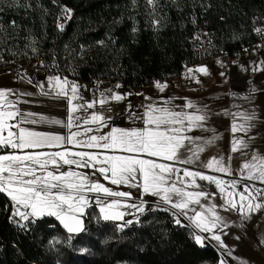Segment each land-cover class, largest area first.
<instances>
[{
	"label": "trees",
	"instance_id": "1",
	"mask_svg": "<svg viewBox=\"0 0 264 264\" xmlns=\"http://www.w3.org/2000/svg\"><path fill=\"white\" fill-rule=\"evenodd\" d=\"M145 5L157 16L149 19L138 12L134 0H40L33 8H3L0 23L26 39L41 40L50 55L40 60L55 74L67 77L73 63L79 80L109 83L122 74L137 91L180 79L186 67L213 57L239 56L263 40L254 29H264V0H154ZM61 6L72 10L62 31ZM200 33L210 41L205 52L192 41ZM80 53V62L70 60ZM55 57L61 63L67 57L64 73ZM10 62L16 60L3 52L0 64ZM12 210L0 194V264H219L221 259L214 247L196 244L193 229L177 225L169 211L148 212L120 231L116 223L102 221L95 208L88 213V228L71 235L53 218L27 231L18 228L10 222Z\"/></svg>",
	"mask_w": 264,
	"mask_h": 264
},
{
	"label": "snow or ice",
	"instance_id": "2",
	"mask_svg": "<svg viewBox=\"0 0 264 264\" xmlns=\"http://www.w3.org/2000/svg\"><path fill=\"white\" fill-rule=\"evenodd\" d=\"M149 4H153L154 0H148ZM66 19H71V9L64 8ZM14 23V22H13ZM158 23V22H157ZM62 31L64 25H59ZM254 31L264 36V29L256 28ZM100 43H103L101 41ZM35 50V49H34ZM264 63V62H262ZM255 70V69H254ZM197 72L207 74L206 67L196 69ZM189 73H193V69H188ZM223 75V73H221ZM195 79V75L192 76ZM49 83L55 89V96H63L68 98L71 106L70 112L75 114L81 110L87 112L97 105L104 108L110 101H121L129 94L112 93L105 97L101 93L100 98L92 99L85 103L72 104L74 100H83L78 95V86L69 82L67 77L63 80L59 76L49 77ZM31 83V80L28 81ZM199 83V80L196 81ZM43 90V86H40ZM117 88L122 85H117ZM155 87L163 91L167 85L157 81ZM48 95V92H44ZM9 92L0 90V100L7 101ZM170 103V102H166ZM9 109L5 110L4 104L0 103V146L10 147L19 152L0 155V194L6 195L12 204V212L10 214V222L16 224L19 228L29 230L31 225L37 223V220L52 216L59 220L69 233L80 232L83 230V221L81 217L85 214V210L90 206L89 200L85 192L104 193L108 197H126L130 198V192L112 191L110 188L92 180L86 173H78L71 170V166L89 167L96 169L106 180H110L113 185L127 184L129 187H137L143 194L158 196L170 208L161 209L164 211H173L175 223L181 225L180 216H187L185 209L189 205H200L201 199L208 200L214 193L210 194L203 190L187 191L186 188L190 184L194 189H200V185L196 183L197 178L202 181L214 183L221 193H225L227 199L224 207L226 211H237L242 219H250L251 215L264 210V188L257 187L255 183L249 185L244 184L242 191L236 190L239 181L233 180L225 182L214 176L206 175L200 171H191L187 168L183 169V177L190 178L183 180L180 176L181 169L175 167L176 163L192 164L199 159V152L203 151V147L197 143L199 137L187 135L193 128L203 129V121L207 119L204 114L189 113L186 111H175L170 107H156L152 104L147 105L145 112L139 117L143 121L144 126L141 128H132L130 130L112 128L107 134L87 135L92 133V127H85L83 134L86 139H80L82 133L80 131H71L74 126L73 115H69L67 123L60 120H45L41 117V121L62 125L69 129L68 136H62L52 133H43L33 131L19 125H13L11 120L16 119L19 115L18 110H14V105L8 103ZM195 106L189 102L186 108H194ZM111 111L110 108L106 109ZM200 110L197 109L196 112ZM32 115V114H29ZM135 116V113H130ZM247 124L248 121L255 119V114H241ZM111 117H105L102 112H91L88 116L81 118L75 116V120L80 123L75 124L79 128L81 125H98V127H106L107 121ZM21 120L19 123H22ZM28 123H37L36 120H29ZM245 124L232 125V133L249 131V126ZM17 127L18 131L13 132L11 129ZM98 130V129H97ZM7 132L5 136L4 133ZM209 140L207 143H211ZM75 145L86 149H102L120 150L125 155H105L98 151H71L64 148V145ZM63 148L62 151H51L44 149ZM248 148L242 138L234 139L232 142V151H242ZM191 152L192 155L186 158L182 156L181 150ZM155 159H144L141 155ZM246 154V153H245ZM165 161V162H158ZM172 162V163H167ZM69 166V170L61 171L65 166ZM204 167L213 171L231 174V170L224 164L223 158L212 157ZM241 173L245 174L244 178L251 181H257L264 184V156L253 154L250 159L244 162ZM139 176V180L137 177ZM182 184V187H178ZM231 188L232 190H228ZM176 197V199H173ZM100 207L101 218L105 221L124 220L125 215H135L132 212H124L123 208H135L137 212L143 214L145 211V202L141 201L137 204H126L119 199L112 200L109 203H103L97 199ZM216 206L213 205L208 209L211 217L204 216L203 213L192 211L194 216L187 217L195 223V227L201 233H209L210 235L195 234V243L201 247L205 246V241L215 240L221 246L228 256L232 255L228 246L224 244L221 235L216 229L217 224L221 229L226 226L223 219L216 213ZM207 221V222H206ZM132 220H124L118 225V229L123 231L125 227L131 225ZM136 223H139V217H136ZM241 227L243 225H240ZM239 239V237H236ZM71 239V237H70ZM260 243L264 245V239ZM220 264H227L225 260H221ZM241 264L246 262L241 261Z\"/></svg>",
	"mask_w": 264,
	"mask_h": 264
},
{
	"label": "rangeland",
	"instance_id": "3",
	"mask_svg": "<svg viewBox=\"0 0 264 264\" xmlns=\"http://www.w3.org/2000/svg\"><path fill=\"white\" fill-rule=\"evenodd\" d=\"M40 0H2L0 2V10L3 11L5 7H12L18 6L20 8H33L34 4H36ZM138 12L144 13L149 19L151 17H156L155 11L149 10L148 7L145 5L148 3V0H134ZM149 4V3H148ZM153 5V4H150ZM2 6V7H1ZM65 7H59V14H58V28L59 25H65L68 23L69 19H66L65 13L63 11ZM153 27L157 26V22H154ZM64 29V28H63ZM60 30V28H59ZM61 31V30H60ZM35 49V50H34ZM3 52H7V55L12 59L16 60V62L24 63L26 65H31L32 62L46 59L49 57L50 53L47 51L46 46H44L41 40H33L26 39L25 36L19 34L18 29L11 28L4 24L0 23V55ZM58 57V56H57ZM57 57H55V61L57 63V68L61 70L62 73L65 72L66 66V59L67 57H63V63L57 61ZM84 57V53H80L71 57L70 60L74 61L75 63L80 62L81 58ZM221 59V62L225 65V67H240V68H251L253 66H262L264 67V36L261 43H259L256 47L247 49L243 54L236 56V57H229L227 54H222L221 56H216L211 59ZM209 60V59H208ZM238 60V61H237ZM207 61V60H206ZM237 61V62H236ZM236 62V63H235ZM202 63V62H201ZM61 68V69H60ZM28 71L24 72L25 78L28 79ZM184 73L188 74L187 68H185ZM195 76L199 79L205 77L206 74L203 72L194 71ZM52 76H59L63 80L64 75L56 74V75H49L44 78L40 83L35 84L33 81L29 83L20 82L17 80L16 85L23 87L24 89L16 90L15 94L10 92L7 96V99L10 98L11 100L13 97L16 100L17 108L19 114L23 117L24 122L22 123L21 127L37 131L43 133H52L62 136H68L70 134L69 129L63 127L62 125L52 124L48 122L41 121V117H44L45 120H60L64 123H67L69 115H73L74 119V126L72 127L71 131H80L82 136L80 139H86L87 136L83 134L85 127H92L94 131L92 133H88L87 135H100V134H107L112 128L130 130L132 128H141L144 126L143 121L139 119L145 112L147 105L152 104L153 106L160 107L166 106L170 107L175 111H186L189 113H196V114H206L207 112L201 110L200 106V95L204 92L203 88H194L192 92L195 94L191 96L188 100L187 96V81H165L162 84H166L167 87L160 91L158 88L155 87V83L146 86L143 91H137L132 88L128 89H120L114 91L112 93H119L122 95H126V98L121 101H110L104 108H101L97 105L93 109H88L87 112L83 110L72 114L70 112L71 106L68 102V98L63 96L56 97L55 96V89L52 88V85L49 83V77ZM69 81V79H68ZM169 83V84H167ZM75 84L78 86L79 92L83 91L84 95L83 100H74L72 104H79L85 103L87 101H91L92 99H98V97L90 96V87L82 83L80 81H75ZM43 86V90L40 86ZM44 92H48V95H44ZM78 92V95H79ZM104 96L107 97L111 95L109 91H105ZM80 96V95H79ZM100 98V97H99ZM188 100V101H187ZM1 103L5 104L3 100H0ZM170 102V103H166ZM191 102L195 107L194 108H186V105ZM5 106V105H4ZM110 108L111 111H107L106 109ZM199 109V112L196 110ZM91 112H102L104 113L105 117H111L110 120L107 121L106 127H98V125H81V127H75V124L80 123L79 121L75 120V116H80L81 118L88 116ZM130 113H135V116L130 115ZM32 114V115H29ZM29 120H36L37 123H28ZM204 127L201 128H193L192 131L188 132L193 137H199L201 133L206 131H210L212 129H216L219 127V124L215 122H202ZM98 129V130H97ZM16 129L13 132H17ZM198 143V140H197ZM65 147H70L74 149H78V151H98L105 155H125V153L121 152L120 150H102V149H86L81 148L79 146H73L71 144L64 145ZM77 147V148H75ZM48 150V149H44ZM55 150V149H53ZM75 152V151H74ZM182 156L187 157L188 151L181 150ZM189 155H192L189 152ZM141 155V154H136ZM200 157V155H199ZM141 158L144 159H155L151 157H147L146 155H141ZM158 162H165V161H158ZM172 163V162H167ZM175 167L181 169L180 176L183 180H189L190 178L183 177V169L187 168V165L176 163ZM188 170L191 171H200L205 173L209 176H214L219 179L224 180L225 182H231L233 179H228L227 176L230 175L228 173H221L217 171H204L201 170V166L197 164L196 168L188 167ZM69 170V166L65 165L61 171ZM71 170L76 171L78 173H86L92 180H97L99 183L103 184L104 186L110 188L112 191H120V192H130L132 195L130 198L126 197H108L104 193H96V192H85L89 200V207L85 210V214L81 217L83 221V230L80 232H72L69 233L68 230H65L71 235H77L79 233L84 232L88 228V213L95 209L97 210L99 217L102 221H105L101 218L100 207L102 204H97V199L102 201L103 203H109L112 200L119 199L126 204H137L139 205L141 201L145 202V211L143 214L136 211L135 208H123L121 209L124 212H132L135 215H125L124 220H132L133 223L136 222V217L138 216L139 219L148 212H155V211H164L161 209L170 208V205L165 204L160 197L158 196H151L148 194H143L140 189L137 187H129L127 184H119L113 185L110 183V180L104 179V177L96 170L93 169L91 166L89 167H76L75 165L71 166ZM224 177H222V176ZM221 176V177H220ZM240 178H244V174H239ZM139 176L137 180H139ZM201 187L200 189H194L193 186L190 184L187 186V191H195V190H203L210 194L214 193L215 195L211 196L210 199L204 200L201 199L200 205H189L188 209H185L187 212V216H180L181 224L184 226H189L193 229L195 234L201 235H210L209 233H201L195 227V223L192 220H189L187 217L194 216L195 213L192 211L193 208L196 211L201 212L206 217H211V212L208 211L211 206L215 205L216 213L223 219L224 223L226 224L225 227L221 229V226L217 224L216 229H214L218 234L221 235V239L223 240L224 244L228 246V249L231 250L232 255L228 256L225 250L217 244L215 240L205 241V246L214 247L220 254V261L225 260L227 264H241V261L246 262V264H264V245L260 243L261 239H264V210L261 212L253 213L250 219L244 220L242 219L241 215L235 211L230 210L226 211L222 205L226 207L225 200L227 196L225 193H221L219 188L214 183H209L208 181H202L197 178L196 181ZM178 187H182V184H178ZM229 191L232 190L231 188L228 189ZM237 191L243 190V184L238 183L236 185ZM4 195V194H3ZM6 196V195H5ZM176 199V197H173ZM173 211H178L176 209H172L169 211L172 215ZM93 212V210H92ZM94 213V212H93ZM173 216V215H172ZM45 218H53L57 220L55 217L52 216H45L37 221L43 220ZM174 220L175 217L173 216ZM124 220H109L111 222L120 225L124 222ZM62 226L63 224L57 220ZM207 222V221H206ZM240 225H243L242 227ZM130 226V225H129ZM64 227V226H63ZM128 227V226H127ZM125 227V228H127ZM124 228V229H125ZM236 237H239L237 239ZM203 246V247H205ZM220 264V262H219Z\"/></svg>",
	"mask_w": 264,
	"mask_h": 264
},
{
	"label": "crops",
	"instance_id": "4",
	"mask_svg": "<svg viewBox=\"0 0 264 264\" xmlns=\"http://www.w3.org/2000/svg\"><path fill=\"white\" fill-rule=\"evenodd\" d=\"M202 66L207 69L205 77L199 79L195 76V79H193L192 76L193 74L195 75L194 71ZM186 68L187 71L188 69H193V73L188 72V100L191 96L195 95L192 92V89L203 88L204 92L200 95V106L201 110L207 112L205 114L207 119L203 122H215L219 124V127H216V129L210 131L205 130L204 133L199 134L198 144L203 147V151L199 152L198 155H200V157L195 163L187 164V168H196L198 164L201 166V170L213 171L204 167V165L211 160L212 157L218 159L222 157L224 164L231 170V174L227 176L228 179L239 181V183H242L243 185H251L255 183L257 187L264 188V184L239 177L244 162L248 161L253 154L264 156V67L253 66L247 69L238 66L225 67L219 58L209 59L196 66ZM27 73L30 80L35 84L40 83L45 77H47L46 75L41 76L33 71H28ZM221 73H223V75H221ZM17 80L20 84L22 82L27 83L28 81L24 75L17 76L10 69L0 68V90H7L9 93L12 92L15 94L16 90L24 89L19 86V84L16 85ZM197 80H199V83L196 82ZM169 81L173 82L182 80L177 79ZM144 88L141 91H143ZM9 99L10 98L4 102L5 110H13L9 109V102L14 105V110H18L15 108L17 107V103L14 97L11 100ZM241 114H255L256 118L245 124ZM21 120L24 122L23 117L19 114L16 119L11 120L10 123L13 125L18 124L19 127H21L23 123H19ZM234 123L238 126L240 124H245L246 127L250 125L249 131L246 134L244 132L232 133L231 129ZM82 126L83 128L85 127L84 125ZM16 129L18 130L17 127H13L11 130L15 131ZM4 135L6 136L7 132H5ZM187 135L190 134L187 133ZM241 138L248 143V148L243 149L242 151L233 152V140ZM209 140L212 142L207 143ZM63 147L71 149V151H78V149ZM54 149L55 150H48H63V148ZM0 151H6V153H1L0 155L9 154L14 151L19 152V150H13L10 147L5 148L3 146H0ZM188 154L190 153L188 152L187 156ZM244 175H246V173Z\"/></svg>",
	"mask_w": 264,
	"mask_h": 264
},
{
	"label": "built area",
	"instance_id": "5",
	"mask_svg": "<svg viewBox=\"0 0 264 264\" xmlns=\"http://www.w3.org/2000/svg\"><path fill=\"white\" fill-rule=\"evenodd\" d=\"M192 41L194 43L195 49L198 52H205V50L210 46L209 39L206 36H204L203 33L198 34L194 39H192ZM1 61L5 62V58L1 57ZM0 68L10 69L17 76H21L26 71H33V72L38 73L41 76L56 75L41 60L34 61L32 62L31 65H26L24 63H19V62H10L4 65L0 64ZM78 69H79L78 66L74 65L73 63H70L69 71H68L69 75L67 76V79H69V82L75 83V81H80L82 83L87 84L90 87V96L92 97L99 98L101 96V93H104L105 91H108L109 89H111L112 92H114L120 89H128V88L130 89L131 88V86L124 80V77L122 74H117L114 77V79L109 83H105L102 80L98 78H94V77L90 78L87 81H82V80H79L77 77ZM180 79L182 81H187L189 79V75L183 72V74L180 76ZM118 84L122 85V87L117 88L116 86ZM142 89H140L139 91H141ZM79 95L83 96L84 95L83 91H80Z\"/></svg>",
	"mask_w": 264,
	"mask_h": 264
}]
</instances>
